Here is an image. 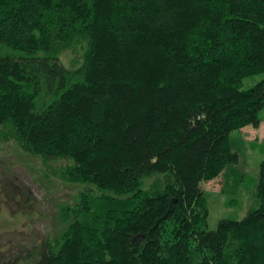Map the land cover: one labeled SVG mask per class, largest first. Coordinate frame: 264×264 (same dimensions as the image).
I'll list each match as a JSON object with an SVG mask.
<instances>
[{
    "label": "trees",
    "instance_id": "obj_1",
    "mask_svg": "<svg viewBox=\"0 0 264 264\" xmlns=\"http://www.w3.org/2000/svg\"><path fill=\"white\" fill-rule=\"evenodd\" d=\"M257 73L264 0H0L2 135L85 185L0 264H264V159L241 219L209 229L201 186L261 124Z\"/></svg>",
    "mask_w": 264,
    "mask_h": 264
},
{
    "label": "rangeland",
    "instance_id": "obj_2",
    "mask_svg": "<svg viewBox=\"0 0 264 264\" xmlns=\"http://www.w3.org/2000/svg\"><path fill=\"white\" fill-rule=\"evenodd\" d=\"M73 51L62 55L70 67ZM264 79L257 73L243 79L240 86L246 90ZM259 127L248 125L231 133L233 151L239 162L229 166L227 174L204 181L209 209L208 227L216 229L221 219H241L259 206L257 186L259 165L264 159V109L260 112ZM0 128V255L18 252L42 241L47 235L58 233L63 227L61 206L73 204L85 185L71 184L60 175L66 161L45 164L13 138H6ZM154 177L145 180L148 188Z\"/></svg>",
    "mask_w": 264,
    "mask_h": 264
}]
</instances>
